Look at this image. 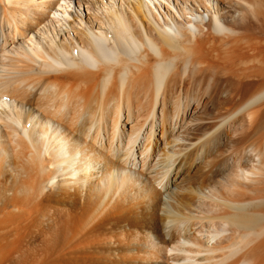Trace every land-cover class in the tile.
I'll return each instance as SVG.
<instances>
[{
    "label": "bare ground",
    "instance_id": "bare-ground-1",
    "mask_svg": "<svg viewBox=\"0 0 264 264\" xmlns=\"http://www.w3.org/2000/svg\"><path fill=\"white\" fill-rule=\"evenodd\" d=\"M0 264H264V0H0Z\"/></svg>",
    "mask_w": 264,
    "mask_h": 264
}]
</instances>
